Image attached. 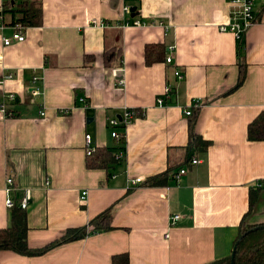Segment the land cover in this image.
<instances>
[{"label": "crops", "instance_id": "0c3cea01", "mask_svg": "<svg viewBox=\"0 0 264 264\" xmlns=\"http://www.w3.org/2000/svg\"><path fill=\"white\" fill-rule=\"evenodd\" d=\"M40 1L41 25L25 28L23 42L5 46L14 28L0 32V229L10 222L8 177L15 203L30 194L29 248L106 211L112 229L35 257L1 250L0 264H209L229 257L243 220L264 223V140L247 138L264 113V0H250L255 24L242 42L218 30L234 10L229 0ZM155 45L162 49L146 64V47ZM167 87L166 106H157ZM127 109L138 117L113 127ZM165 174L161 185L149 183ZM135 179L142 183L132 188Z\"/></svg>", "mask_w": 264, "mask_h": 264}, {"label": "trees", "instance_id": "16d2710c", "mask_svg": "<svg viewBox=\"0 0 264 264\" xmlns=\"http://www.w3.org/2000/svg\"><path fill=\"white\" fill-rule=\"evenodd\" d=\"M2 22L4 25L21 26L24 29L38 27L41 25L42 11L40 0H7L2 4ZM161 46H147L145 50L146 64H151L154 58L150 57L151 51L158 54ZM111 51L105 53V63L113 57ZM243 77V74H241ZM247 138L250 141L264 140V113L258 116L255 121L249 124ZM192 142L198 144L203 150L208 147L207 142H202L199 137L191 134ZM191 142V143H192ZM91 157V155L89 156ZM87 168H94L92 161H88ZM167 174L161 175L149 181L152 186L161 185L165 182ZM264 185V182H262ZM260 187L249 193L248 215L255 206ZM20 201V200H19ZM18 203L12 207L10 222L7 228L0 229V251H11L18 255L35 257L47 253L59 245L84 239L90 234L108 231L111 227L110 211H106L96 219L92 220L87 226L69 229L57 241L46 245L41 249L33 250L27 244V224L25 211L19 207ZM235 250L234 264H264V223L259 225H246L243 220L239 226L238 236L233 244ZM231 255L225 259L214 261L209 264H230ZM114 263V261H113Z\"/></svg>", "mask_w": 264, "mask_h": 264}, {"label": "built area", "instance_id": "2783aa9c", "mask_svg": "<svg viewBox=\"0 0 264 264\" xmlns=\"http://www.w3.org/2000/svg\"><path fill=\"white\" fill-rule=\"evenodd\" d=\"M3 2H7V0H3ZM229 2H230V5L234 8V10L231 11L229 22L226 25L219 26L218 30L219 32H222V33H231L237 42H242L248 30L253 26V24H255V16L252 10V4L250 0H229ZM129 11H130L129 7L125 6L123 8L124 13H129ZM1 12H2V6L0 7V32L5 28V25L2 22ZM133 25L134 26H144V23L140 21H135L133 22ZM13 28H14V32L11 37L2 38L3 45L8 46L12 42L20 43L25 40V36H24L25 29L19 25L14 26ZM171 62H172V57L170 56L166 57L165 63L170 64ZM116 72H120V70H117ZM174 76L178 80L182 79V75L179 71H175ZM33 80L35 81L36 78H34ZM119 85H123L122 80L119 82ZM32 93L33 95H36V92L33 91ZM170 93H171V89L167 87L163 93V96L157 98L156 105L166 106V100L169 97ZM8 98L11 101L15 99L14 96L12 95H9ZM80 101L84 102V100H80ZM201 105H202V102L196 100L192 102L191 108L197 110L200 108ZM0 113H3V114L5 113V109L3 106H0ZM191 115L192 114L190 110L185 111V116L190 117ZM137 117L138 115L136 111L127 109L124 111L121 120H119L120 122L117 120H113L111 121V125L113 127L119 125L122 128H125L127 125L131 124V122L134 121ZM119 137H120V134L116 133L115 139L118 140ZM84 146H85L86 155L87 156L92 155V153L94 152V148L92 146L91 137L89 135H85L84 137ZM198 163L199 161L196 159H193L190 162L191 165H197ZM185 173H186V169L179 170L178 173L174 175V179L178 181V179L181 176H183ZM141 183H142L141 179H135L130 182V186L132 188H135ZM13 191H14L13 178L8 177L6 179V189H5V193H6L5 205L8 209H11L12 207L15 206V202L11 198V194ZM86 194L87 192H82L81 194L82 202L85 201ZM29 202H30V194L29 192H25L24 197L19 202V207L25 211L28 208ZM178 218H179L178 216L171 217L170 224L173 225L177 221Z\"/></svg>", "mask_w": 264, "mask_h": 264}, {"label": "water", "instance_id": "95a60500", "mask_svg": "<svg viewBox=\"0 0 264 264\" xmlns=\"http://www.w3.org/2000/svg\"><path fill=\"white\" fill-rule=\"evenodd\" d=\"M234 257H235V250L233 249L231 252L230 264H234Z\"/></svg>", "mask_w": 264, "mask_h": 264}]
</instances>
